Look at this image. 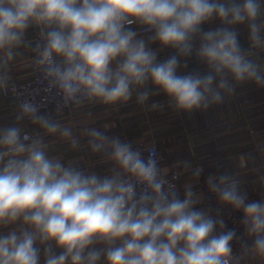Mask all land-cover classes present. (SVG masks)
Returning <instances> with one entry per match:
<instances>
[{
    "label": "clouds",
    "instance_id": "clouds-1",
    "mask_svg": "<svg viewBox=\"0 0 264 264\" xmlns=\"http://www.w3.org/2000/svg\"><path fill=\"white\" fill-rule=\"evenodd\" d=\"M213 21L219 26L205 28ZM33 27L34 46L26 39ZM154 43L174 54L159 60ZM23 46L35 54L44 92L59 97L57 114L127 103L134 92L144 104L150 93L139 90L149 81L177 110H207L237 85L264 88V67L253 58L264 50V0H0L3 95L17 92L12 62ZM194 50L206 73L179 74L181 58ZM44 108L23 99L15 123L0 127V229H8L0 231V264H230L237 230L215 234L218 221L194 207L191 190L181 198L163 178L154 148L145 158L131 142L85 128L91 152L112 165L104 176L85 171L49 153L44 137L72 149L80 139ZM24 121L39 132L24 131ZM209 184L221 204L244 214L253 240L243 253L264 261V200H249L235 181L220 188L209 177Z\"/></svg>",
    "mask_w": 264,
    "mask_h": 264
},
{
    "label": "crops",
    "instance_id": "crops-1",
    "mask_svg": "<svg viewBox=\"0 0 264 264\" xmlns=\"http://www.w3.org/2000/svg\"><path fill=\"white\" fill-rule=\"evenodd\" d=\"M218 26L219 22L213 21L205 28ZM132 27L146 40L150 38L151 33L141 34L140 26ZM37 30L33 27L26 33V39L33 46ZM237 30L241 45L247 48V26H237ZM150 46L157 51L159 60L174 54V50L162 49L159 44ZM254 51L256 55L253 58L264 67V50ZM17 52L12 62L13 81H27L32 76L30 59L35 54L28 46L21 47ZM206 71V66L196 58L195 50L192 56L181 58L179 74L199 72L203 75ZM144 90L150 93L144 104L137 102L134 92L127 103L109 107L86 103L55 116L62 124L72 128L74 136L80 139V147L72 149L68 142L58 136L44 137L49 143V153L62 158L65 163L73 161L85 171L104 176L109 174L112 165L106 158L91 152L87 145L88 138L82 135L85 128H98L109 136H119L132 144L138 140L153 142L165 153L167 162L163 170L168 173L175 168L182 173L181 198L186 190H191L192 199L197 201L194 207L218 221L215 234L233 228L237 230V238L232 242V253L228 257L230 264H264V261L243 253L242 244H251L253 236L244 223L242 210L221 204L218 192L213 191L209 184V177L220 188L235 181L238 190L246 193L249 200H264V88L253 83L240 84L231 96L223 92L225 97L221 103L213 104L207 110L191 112L177 110L169 97L150 81L139 91ZM17 111L16 101L0 93V127L15 123ZM22 128L31 134L39 132L25 121ZM221 177L228 180L222 181ZM221 220L223 227L219 224ZM0 231L6 232L8 229ZM54 250L59 252L58 249ZM100 264H104L103 258Z\"/></svg>",
    "mask_w": 264,
    "mask_h": 264
},
{
    "label": "built area",
    "instance_id": "built-area-1",
    "mask_svg": "<svg viewBox=\"0 0 264 264\" xmlns=\"http://www.w3.org/2000/svg\"><path fill=\"white\" fill-rule=\"evenodd\" d=\"M38 34H39V29L36 32V40L39 39V35ZM141 34L142 35H147V34H150V33L144 31L143 28H142L141 29ZM33 57H31V59H30V67L32 69L31 78L29 80H27V81H22V82L13 81V83L15 84V86L17 88V92L13 93V92L10 91L9 94L4 95V96L6 98H11V99L15 100L17 105L23 99L33 98L34 97L36 102H38V103L43 102L45 104L44 110L52 113V115L54 117L62 115L65 111L69 110L70 108L75 107V106H71V107L65 108L59 114L56 113L55 106L59 102V97H55L54 94L48 95L47 93L44 92V90H43L44 85L39 82L40 81V75L36 71V68H35V66L32 63ZM25 122L28 124L27 121H25ZM26 132L31 134L30 131H26ZM133 147L141 149V151L143 152V155H144L145 158H147V156L149 154L148 150L154 148L155 151H156V154H157L159 167L163 170V166L167 162V159H166L164 151L159 146H157L153 142H150V141H147V140H138V141L133 143ZM163 178L166 181H168L169 183L175 185V189H176V191H177V193L179 194L180 197L183 195L182 187L180 185L181 178H182V173L178 169L173 168L168 173L164 172ZM165 187H167V185H165ZM230 262H231V260H230Z\"/></svg>",
    "mask_w": 264,
    "mask_h": 264
}]
</instances>
